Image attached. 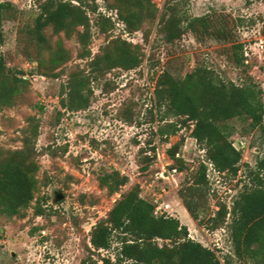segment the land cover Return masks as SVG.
I'll use <instances>...</instances> for the list:
<instances>
[{
  "label": "rangeland",
  "instance_id": "1",
  "mask_svg": "<svg viewBox=\"0 0 264 264\" xmlns=\"http://www.w3.org/2000/svg\"><path fill=\"white\" fill-rule=\"evenodd\" d=\"M62 1L76 4L78 0ZM151 1L167 17L174 15L180 19L181 28L190 19L207 16L211 28L206 34L185 30L178 39L165 43L156 21L151 25L145 22L140 31L129 33L116 19L115 11L106 9L103 0H82L96 7L95 13L86 12L89 29L84 50L89 56L79 58L83 48L74 35L66 39L60 34L56 38L68 51V58L48 76L40 77L32 37L38 14L36 4L33 0H0L9 5L1 12L0 58L10 72H21L28 81L26 96L13 107L0 110V149H20L28 122L36 125L35 177L39 181L23 218L0 217V264H81L87 255L86 247L90 248L91 227L104 219L119 195L134 185L138 195L154 205L156 216L164 214L177 219L186 226L189 238L212 249L221 263L228 257L230 264H251L250 260H237L232 255L226 228L209 231L205 220L217 210V203L229 210L236 193L248 185L249 169L264 155V132L243 133V124L232 121L235 132L229 140L240 149L241 160L235 177L218 174L190 137L191 122L181 124L183 117L159 121L162 109L154 104L153 86L163 71L180 79L196 65H203L225 81L240 85L249 78L264 90V0ZM98 13L112 23L107 33H99ZM219 27L227 28L231 39L215 38L213 28ZM48 35L49 29L45 31L47 39ZM56 38L48 40L54 43ZM115 38L139 47L140 65L133 70L90 74L87 63ZM232 43L242 46L243 66L233 63L229 49ZM71 74L89 80L83 92L87 94L89 90V102L81 110H68L60 104L66 101ZM168 123L176 124L177 131L161 138L156 131L166 130ZM175 144L179 145L174 158L183 161L187 168L181 172L170 168L174 161L167 150ZM143 157L152 158L145 170L139 168ZM199 163L206 166L208 182L207 214L201 215L204 217L201 226L190 219L177 197L184 178ZM111 171L126 176L127 183L108 195L97 179ZM55 194L62 195V199L54 201ZM38 199L44 209L42 216L32 214L31 207ZM117 246L113 241L109 250L95 252L92 259L96 264H101L99 259L106 256L113 260Z\"/></svg>",
  "mask_w": 264,
  "mask_h": 264
},
{
  "label": "trees",
  "instance_id": "2",
  "mask_svg": "<svg viewBox=\"0 0 264 264\" xmlns=\"http://www.w3.org/2000/svg\"><path fill=\"white\" fill-rule=\"evenodd\" d=\"M103 2L107 10L115 11L116 19L129 33L140 31L145 22L151 25L156 21L158 32L164 34L165 43L178 39L185 30L206 34L208 28H211L207 20L209 16L190 19L181 28L180 19L159 12L151 0ZM33 3L38 10L32 27L36 48L34 62L38 76H48L50 71L66 62L68 51L60 39L56 38L60 34L66 39L74 35L83 48V52L78 54L79 58L89 56V52L84 50L89 29L86 12L95 13V6H88L82 0L76 1V4L62 0H33ZM5 7H9L8 3H0V27L1 12ZM97 22L100 34L107 33L112 27L110 19L100 13ZM195 25L198 26L197 30ZM48 29V39L55 37L54 43L45 36ZM213 32L217 39H231L227 28H213ZM144 37L147 36L144 34ZM229 49L233 63L243 66L241 44L232 43ZM138 50V46L119 38L111 39L87 63L89 72L103 75L112 69L133 70L140 65ZM88 81L86 76L71 74L67 83L66 101H61V106L68 110L87 107L90 92L87 89V94L84 93ZM27 86L28 81L22 73L10 72L0 58V110L13 107L26 96ZM153 99L156 108L162 109L160 122L178 117H183L181 124L191 122L190 137L204 152L205 161L218 174L235 177L241 160L240 149L229 140L235 132L232 121L243 124V133L254 130L264 132V90L249 78L236 85L221 79L203 65H196L180 79L163 71L154 82ZM167 127L166 130L157 129L156 134L166 138L176 133V124L168 123ZM24 130L26 133L21 139L20 149H0V217L6 219L23 218L38 190L39 181L35 177L38 165L34 150L37 126L29 121ZM178 145H173L167 152L174 161L170 168L181 172L187 168L183 161L174 158ZM143 152L141 150L139 153ZM151 163L152 158L143 157L139 168L145 170ZM206 170L205 164L199 163L193 173L184 178L177 191L183 208L197 226L204 224L201 215L207 214ZM248 176V185H243L236 193L229 210L224 204L217 203V210L207 216L205 226L209 231L223 227L227 229L232 255L237 260L247 259L251 264H264V155L256 159ZM97 181L108 195H113L127 183V177L111 171L102 174ZM35 202L31 207L32 214L42 216L44 209L41 201L38 199ZM154 212V205L138 195L136 185L120 194L106 217L91 227L90 248L86 247L87 255L81 264H96L97 261L92 259L95 252L109 250L113 241L118 244L114 259L102 257L99 259L101 264H230L228 257L223 258L221 263L212 249L190 239L186 226L181 225L177 219L164 214L156 216Z\"/></svg>",
  "mask_w": 264,
  "mask_h": 264
},
{
  "label": "water",
  "instance_id": "3",
  "mask_svg": "<svg viewBox=\"0 0 264 264\" xmlns=\"http://www.w3.org/2000/svg\"><path fill=\"white\" fill-rule=\"evenodd\" d=\"M62 199V195H56L54 201H59Z\"/></svg>",
  "mask_w": 264,
  "mask_h": 264
},
{
  "label": "built area",
  "instance_id": "4",
  "mask_svg": "<svg viewBox=\"0 0 264 264\" xmlns=\"http://www.w3.org/2000/svg\"><path fill=\"white\" fill-rule=\"evenodd\" d=\"M155 212H156V211H155ZM155 212H154V213H155ZM155 214H156V213H155Z\"/></svg>",
  "mask_w": 264,
  "mask_h": 264
},
{
  "label": "flooded vegetation",
  "instance_id": "5",
  "mask_svg": "<svg viewBox=\"0 0 264 264\" xmlns=\"http://www.w3.org/2000/svg\"><path fill=\"white\" fill-rule=\"evenodd\" d=\"M55 196H56V194H55Z\"/></svg>",
  "mask_w": 264,
  "mask_h": 264
}]
</instances>
